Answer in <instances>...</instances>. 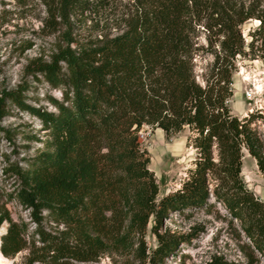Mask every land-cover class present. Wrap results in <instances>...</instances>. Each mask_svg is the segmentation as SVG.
I'll return each instance as SVG.
<instances>
[{"label":"trees","instance_id":"16d2710c","mask_svg":"<svg viewBox=\"0 0 264 264\" xmlns=\"http://www.w3.org/2000/svg\"><path fill=\"white\" fill-rule=\"evenodd\" d=\"M113 1L43 0L44 26L56 33L71 17ZM127 1L117 34L73 47L66 32L48 61L24 67L25 76L59 92V101L47 100L50 111L23 104L27 86L1 92L0 121L7 100L37 120L46 140L22 166L4 158L1 171L14 180L8 198L27 211L34 228L28 234L26 223L0 210V227L7 224L0 254L12 259L26 251V264H96L105 253L131 252L137 237L147 264H164L186 238L159 235L162 221L212 198L264 258V202L240 178L244 152L264 175V117L239 119L227 106L236 57L247 50L264 59V1L247 7L236 0ZM248 20L259 25L244 46L239 27ZM198 28L208 33L213 55L203 85L193 73ZM258 123L260 132L253 128ZM143 126L165 137L186 127L195 151L181 187L161 197L137 139ZM44 220L53 231L43 229ZM150 222L157 245L145 255Z\"/></svg>","mask_w":264,"mask_h":264},{"label":"rangeland","instance_id":"374dc122","mask_svg":"<svg viewBox=\"0 0 264 264\" xmlns=\"http://www.w3.org/2000/svg\"><path fill=\"white\" fill-rule=\"evenodd\" d=\"M248 6L252 0H236ZM264 1V0H262ZM127 0H114L107 7L70 18L69 27L60 25L57 32H51L46 25V7L43 0H0V94L15 92L26 87L23 104L32 108L51 110L47 100H60V94L45 83L34 82L25 76L24 67L32 60L41 58L48 61L55 53L62 34L70 33L73 47L95 43L103 36H113L119 31L120 19L127 11ZM258 21L248 20L239 27L244 46L250 42V35L258 28ZM208 33L196 29L193 51V73L195 80L203 85L213 62L212 47H208ZM212 41V38H211ZM217 49V48H216ZM255 50V49H254ZM231 97L227 101L230 114L239 119L258 113L264 117V59L257 51L236 57L229 85ZM0 121V210H5L13 221L28 225L31 234L34 225L27 211L8 198L14 186L13 178L2 173L6 157L10 163L23 165V160L33 157L42 149L46 132L37 120L21 111L7 100L1 107ZM257 132L262 127H253ZM5 136L8 139H5ZM190 133L185 127L179 134L165 137L162 131L143 126L137 133L140 148L149 157L148 170L158 186V197L178 190L193 169L195 151L189 146ZM240 178L253 195L264 202V175L255 162L243 153ZM152 223L142 238L144 254L157 245ZM7 224L0 227V237ZM46 231H53L54 225L48 220L42 222ZM159 235L166 238H186L178 242L173 253L164 264H264L256 250L244 238L238 224L227 214L219 203L209 198L207 205L199 209L174 213L162 221ZM140 241L133 239L131 252L105 253L96 264H147L140 256ZM144 255V256H145ZM26 251L7 259L0 254V264H26Z\"/></svg>","mask_w":264,"mask_h":264},{"label":"bare ground","instance_id":"6f19581e","mask_svg":"<svg viewBox=\"0 0 264 264\" xmlns=\"http://www.w3.org/2000/svg\"><path fill=\"white\" fill-rule=\"evenodd\" d=\"M160 131V130H159Z\"/></svg>","mask_w":264,"mask_h":264}]
</instances>
